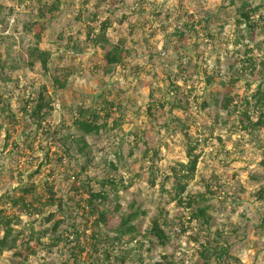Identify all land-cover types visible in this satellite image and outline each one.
<instances>
[{"label":"rangeland","instance_id":"rangeland-1","mask_svg":"<svg viewBox=\"0 0 264 264\" xmlns=\"http://www.w3.org/2000/svg\"><path fill=\"white\" fill-rule=\"evenodd\" d=\"M40 2L0 0L4 8L0 16V211L16 213L10 210L8 200H3L4 195L19 194V187L46 181L54 184L57 198L72 209L76 198L73 186L86 183L98 190L99 181L114 177L128 190L120 192L118 214L110 207L109 225L101 230L99 255L93 248L90 258L83 253L87 263L97 260L106 264L105 255L111 254L110 264H120L122 257L127 264L164 263V257L167 264H196L201 258V248L194 241L198 239L199 243L210 240L228 248L231 259L226 264H264V128L249 134L241 125L245 100L264 86V28H258L250 39L244 25L238 24L243 3L258 10V20L264 16V0H234V5L224 0H60L59 11L43 22L46 28L39 47L52 52V73H75L65 90L55 87L51 73H45L39 63L30 66L28 59L27 51L35 47V36L41 32L33 26L41 12ZM94 14H98L96 23ZM106 20L112 24L107 32L109 42L131 52L125 66L115 68L111 75L104 73L103 50L87 37L88 26L98 28ZM247 48L254 50L258 63L253 73L240 71ZM181 66L184 74L177 81L182 89L179 95L189 103L183 110L175 108V95L169 92L170 78ZM210 77L211 85L207 84ZM230 80L237 83L232 85ZM40 91L52 99L54 108L44 129L30 121L31 106L27 105ZM224 97L233 98L230 112L220 107ZM104 99L115 106L107 130L86 136L92 164L83 173L80 167L86 164V157L65 138L76 133L72 128L76 109L99 110ZM251 115L255 120L256 114ZM121 117L122 126L109 130ZM176 119L188 122V138ZM190 138H200L201 158L188 193L205 194L207 185L212 184L214 195L202 204L209 207L208 227L202 221H192L191 211L171 203L161 190L169 169L186 164ZM117 152L126 158V166L112 172L104 168L105 162L116 161ZM73 174H79V183L72 180ZM154 176L153 188L150 181ZM172 187L170 177L165 188ZM36 195L42 197L44 192L38 190ZM130 205L146 214L136 222L140 224L136 241L128 243L133 236H127L116 244L115 232ZM157 218L170 238L164 246L144 239ZM22 220L27 234L30 228L42 229L37 217L23 216ZM71 223L81 227L85 221ZM69 263L70 245L61 242L53 246L50 238L41 235L30 247L6 249L0 254V264Z\"/></svg>","mask_w":264,"mask_h":264},{"label":"trees","instance_id":"trees-1","mask_svg":"<svg viewBox=\"0 0 264 264\" xmlns=\"http://www.w3.org/2000/svg\"><path fill=\"white\" fill-rule=\"evenodd\" d=\"M41 12L37 14L38 20L33 23V26H38L41 28V32L36 34L35 47H32L27 51L28 59L31 60L30 66H34V63H39L42 70L45 73H51L53 79V84L60 90H65L69 83V79L75 74L72 70H56L54 73L51 72L50 64L52 59V52L49 50H42L39 47L41 41L42 32L45 30L43 22L47 19L48 15H54L59 11L60 0H40ZM232 5L235 4L234 0H224ZM242 10L239 14L238 24L239 26L244 25L245 29L248 31L250 39L255 31L262 27L264 28V16H259L256 20V15L258 13L257 9H252L249 4L243 3L241 6ZM4 8L0 6V16L2 15V10ZM98 19V14L93 15V23H96ZM112 24L110 20H106L100 24L97 28H92L88 26V39L94 45H98L104 52V73L106 75H111L115 68L119 66H125L126 60L131 56V52L122 47V45H112L107 37V32L111 28ZM181 33V32H180ZM181 37L184 36L180 34ZM251 42H253L251 40ZM253 49L247 48L245 50V58L242 60V65L240 66V71L244 72L250 70V72H255L258 68V63L253 57ZM119 52L125 53V56L119 55ZM261 68H264V62L261 63ZM4 73V72H3ZM2 73V74H3ZM184 68L181 66L179 71L171 77L170 90L169 92L174 96V103L176 109H186L189 103L183 101L180 98L181 88L177 85L178 78L183 76ZM1 76V72H0ZM10 81V79H9ZM213 83V78L207 79V84L211 85ZM228 83L234 85L237 80H230ZM233 98L224 97L222 98L221 109L230 112ZM27 105L31 106L30 121L40 129H44V123L50 119L54 108L52 106V99L40 91L38 95L33 98L30 97L27 101ZM103 108H85L83 106L78 107L73 114L72 128L76 130V133L69 134L66 141H72L78 147V152L86 157V164L81 165L80 172L86 173L90 165L92 164V159L87 152L88 142L86 136L99 135L102 131L107 130L109 127L108 119L111 118L112 109L115 104L109 102L108 100H103ZM164 108V103L159 104ZM1 106V98H0ZM187 106V107H186ZM120 108V107H119ZM26 111V108H23ZM236 112L237 109L235 108ZM252 112L256 114V119L252 118ZM13 120L16 117L12 115ZM103 120L102 124L100 123ZM179 121L182 126V131L188 138V128L190 127L188 122ZM123 124V119L116 118L113 121L112 127L109 130H115L120 128ZM241 125L243 130L249 132V134L255 133L258 129L264 128V86H259L257 90L251 95L248 100H245L244 111L242 112ZM71 129V128H70ZM1 130V126H0ZM81 134V136L77 135ZM200 138L195 140L189 139L187 143L186 150V164H181L170 168L169 176H166L165 181L161 184V190L163 193L167 194L171 203H175L178 207H181L187 211H191L192 221H202L203 226L210 225V218L208 217L209 207H202L203 202H206L209 195H214L212 189V184L207 185V190L205 194L192 195L188 193V188L191 183L196 179L198 173V165L201 158V153H198L200 147ZM221 141V140H220ZM133 155V154H130ZM116 161H106L105 167L112 172H118L121 167L126 166V158L121 152H117L115 155ZM38 173V172H36ZM173 180V187L171 190H166V182L170 179ZM75 183L80 182L79 174H73L71 177ZM156 177L154 176L151 181V187L156 186ZM80 186H73V190L76 192V198L72 200L74 208L70 209L66 202L62 199L57 198V192L55 191L54 184L46 181L44 184L34 185L30 188L19 187L16 192L19 194L3 196V200L7 199L10 205V210H16L13 215L3 214L0 211V228L3 232L2 238H0V254L6 249L9 251H14L17 249H25L30 247L31 243L34 241L37 235H41L44 238H50V243L53 246L64 242L70 245V254L72 258L71 264H99L96 262H86L87 258H90L93 254L92 248L96 252L97 256L101 248V230L108 227L109 217L111 216L110 207H113L114 214H118L121 211L120 202V192L127 191L128 188L124 186V183L119 182L114 179V177H106L102 181H99L100 188L95 190L93 186L86 183H79ZM38 190L44 192V196L40 197L36 195ZM86 194V197L83 195ZM80 197H79V196ZM261 199H264L261 196ZM55 208L56 211L47 209ZM61 215L62 218H57ZM146 213L142 210H135L133 205L129 206V211L126 214L123 223L116 230V236L114 238V243L119 244L127 236H133L129 239L128 243H133L136 241L134 235L140 230V224L136 222L139 221L141 216ZM26 216L28 218L37 217L41 222L42 229L35 231L34 228H30V232L27 234L24 227H22L23 220L22 217ZM162 217V216H161ZM82 219L85 221L83 226L72 225V221ZM161 218H157L152 221L151 228L148 229L144 235V239L147 241L156 240L159 245L164 246L170 242V238L164 232V225L162 224ZM68 222V223H67ZM90 232L88 234L87 232ZM27 235V236H26ZM24 237H27L25 240ZM73 237V240L70 238ZM195 243L199 244L201 248L199 255L201 258L196 264H212V261L216 264H226L228 259H231L229 254V249L226 247H218L214 245L210 240L199 243L198 239L194 240ZM218 243L216 239L213 240ZM87 245L86 247L83 246ZM89 248V250L87 249ZM87 252V258L82 259L83 253ZM111 254H106L107 259L106 264H110ZM164 263L167 264L168 259L163 258ZM99 260V259H98ZM119 260L120 264H127L125 257ZM104 263V262H103ZM70 264V263H69Z\"/></svg>","mask_w":264,"mask_h":264},{"label":"built area","instance_id":"built-area-1","mask_svg":"<svg viewBox=\"0 0 264 264\" xmlns=\"http://www.w3.org/2000/svg\"><path fill=\"white\" fill-rule=\"evenodd\" d=\"M87 233L89 234L90 232L88 231ZM73 239H74L73 237L70 238V240H73Z\"/></svg>","mask_w":264,"mask_h":264}]
</instances>
